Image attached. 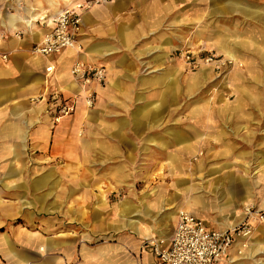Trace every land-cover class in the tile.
I'll return each instance as SVG.
<instances>
[{
	"label": "crops",
	"instance_id": "obj_1",
	"mask_svg": "<svg viewBox=\"0 0 264 264\" xmlns=\"http://www.w3.org/2000/svg\"><path fill=\"white\" fill-rule=\"evenodd\" d=\"M33 1L26 12L0 10V264H162L143 242L149 238L168 242L179 211L202 219L209 230L220 231L244 221L248 207L264 209V121L257 120L255 106L190 104L185 110L168 106L167 98L177 99L175 81L163 72L140 76L141 67H135L160 62L161 56L144 61L143 55L157 50L168 53L181 42L179 25L185 16L193 18L191 11L199 0L85 4L80 9L83 51L64 49L50 55L34 54L31 49L49 30L53 16L70 5L64 0ZM72 1L71 5L82 2ZM77 59L106 70L107 82L97 90L92 107L93 123L87 121L92 108L85 106L70 75ZM133 71L140 76L136 89L131 86L136 81ZM146 84L152 87L144 89ZM54 91L64 99L76 96L75 112L57 123L45 113L43 102L33 100ZM133 94L157 100L143 98L133 104L128 100ZM161 96H166L163 103ZM168 107L175 114L167 120ZM84 122L88 129L95 128L94 170H82L70 190L78 185L79 190L90 191L93 185L95 195L100 188L107 197L115 198L113 192L123 196L114 199L116 209L111 215L103 212L108 202L75 201L73 211L64 209L60 233L54 210L45 202L54 190L53 174L32 173L36 177L24 184L26 169L12 166V161L90 160L88 129L84 137L78 136ZM135 144H142V166L136 165L130 152ZM200 151L207 158L198 157L189 167L188 160ZM157 161L162 175L156 173ZM7 177L14 180L8 183ZM90 177L93 184L86 188L83 183ZM136 179L143 181L141 186ZM44 187L46 198L36 194L30 204L22 195L9 202L2 196L11 188L15 193L23 188L37 193ZM30 205L35 209H28ZM13 218L38 229L1 230ZM239 249L240 240L216 264H264V225L255 226L242 254Z\"/></svg>",
	"mask_w": 264,
	"mask_h": 264
},
{
	"label": "rangeland",
	"instance_id": "obj_2",
	"mask_svg": "<svg viewBox=\"0 0 264 264\" xmlns=\"http://www.w3.org/2000/svg\"><path fill=\"white\" fill-rule=\"evenodd\" d=\"M46 3V0H39ZM33 0H0L1 11H22L26 12L29 9V3ZM48 7L47 5L45 6ZM191 16H185V19L179 25L182 29L181 42L178 43L168 53L162 51H151L145 53L143 60L147 61L154 56H161L163 59L160 62H143L141 65H135L138 70L141 67V75L146 74L152 76L154 74L166 73L167 77L175 81L174 89L177 90L176 101H170L168 98L165 103L170 105L183 106L190 104H212L231 106L239 104L242 106L254 105L257 120L264 121V0H199L197 7H193ZM54 17V16H53ZM41 22L39 19L37 20ZM45 24V22H44ZM221 48H220V47ZM233 54V59L227 53ZM138 55V52H135ZM132 72L131 77H135L136 81L131 86L136 89L139 84L137 74ZM162 73V74H163ZM134 78V79H135ZM195 83L194 87L190 85ZM152 86L146 84L144 89H150ZM166 97V96H165ZM160 97L163 103V98ZM143 98H154L140 95H132L129 97L130 103H139ZM156 98V97H155ZM152 99L155 101L157 99ZM166 119L174 118L175 111L168 107ZM91 117L87 121L94 122V108L89 113ZM119 114V113H117ZM180 114V112H179ZM185 114V112H184ZM185 118V117H184ZM86 121V120H85ZM88 123L80 125L78 136L84 137L85 130L88 129ZM94 125L87 130L89 133L88 151L91 154L90 160L67 159V160H38L25 159L23 161H12V166L25 168L27 171L22 177V182L30 183L36 177L32 173L42 174L45 170L51 172L54 176V190L49 192V196L45 202L49 201L48 207L54 210L56 228L58 232H62V221L64 209L73 211L72 206L76 205L75 201H86L91 198L92 202H108L104 206L103 212L107 215L113 214L116 208H113L114 199L122 198L123 193L118 192L114 196L107 194L98 188L99 193L95 195L94 187L92 190H79L78 185L75 189L70 190L73 184L79 182L82 170L91 168L94 170L95 165V144L93 143ZM92 137V138H90ZM129 145L130 152L135 154L136 165L142 166L144 153L140 151L142 144ZM130 153V155H131ZM205 156L203 151L191 157L188 160V166L197 161L198 157ZM207 158V156H205ZM212 161V158H209ZM140 161V164H139ZM9 161L8 163H10ZM138 163V164H137ZM158 171L159 175L163 174L161 163ZM11 165V164H10ZM244 165V163H242ZM9 166V165H8ZM138 170L143 171L142 168ZM141 174V172H139ZM141 177V176H138ZM83 183L84 187L91 188L93 177ZM8 183L14 180L13 177H7ZM82 179V177H81ZM138 187L143 183L142 180H137ZM23 192L15 188L7 190L2 196L8 200H15V197H25L30 204L32 200L41 195L47 196L46 187L36 191H31L30 188ZM17 194V195H16ZM145 193H140L144 195ZM136 199V198H135ZM25 202V201H23ZM35 203V202H34ZM105 205V204H104ZM70 207V208H69ZM253 207V206H251ZM28 209H35L30 205ZM256 208V207H254ZM43 209V208H42ZM258 209V208H257ZM44 211V209L42 210ZM84 212H87L84 210ZM43 213V212H41ZM45 214V212H44ZM34 225H24L20 218H13L6 223L1 229L3 231H32L35 230ZM28 229V230H27ZM38 229V228H37ZM45 231V230H42ZM62 237V235H57ZM58 252V251H57Z\"/></svg>",
	"mask_w": 264,
	"mask_h": 264
},
{
	"label": "built area",
	"instance_id": "obj_3",
	"mask_svg": "<svg viewBox=\"0 0 264 264\" xmlns=\"http://www.w3.org/2000/svg\"><path fill=\"white\" fill-rule=\"evenodd\" d=\"M100 0H82L73 6L62 9L55 15L49 30L40 42L33 45L34 54L50 55L64 49L75 53L83 51L80 42L81 14L80 9L85 4H95ZM2 58H6L2 54ZM50 68H48L49 70ZM70 75L78 84L80 97L87 108H92L96 101L97 90L107 82L106 70L103 65L75 60L70 67ZM36 102H43L45 113H50L52 121L70 116L76 110V96L64 99L58 91L44 93L33 98ZM264 225V209L248 207L245 220L227 230H209L205 222L187 211H179L177 223L167 242L163 238H149L144 240L156 259L162 264H216L234 243L240 240L243 253L249 245L256 225Z\"/></svg>",
	"mask_w": 264,
	"mask_h": 264
},
{
	"label": "bare ground",
	"instance_id": "obj_4",
	"mask_svg": "<svg viewBox=\"0 0 264 264\" xmlns=\"http://www.w3.org/2000/svg\"><path fill=\"white\" fill-rule=\"evenodd\" d=\"M64 2H65V4H67V5H70V6H73V5H71L72 4V0H64ZM78 3V2H77ZM76 4V3H75ZM58 11V10H57ZM73 51V50H72ZM42 250H43V248H42Z\"/></svg>",
	"mask_w": 264,
	"mask_h": 264
}]
</instances>
